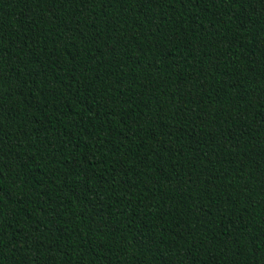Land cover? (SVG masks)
I'll list each match as a JSON object with an SVG mask.
<instances>
[{
	"label": "trees",
	"instance_id": "trees-1",
	"mask_svg": "<svg viewBox=\"0 0 264 264\" xmlns=\"http://www.w3.org/2000/svg\"><path fill=\"white\" fill-rule=\"evenodd\" d=\"M0 264H264V0H0Z\"/></svg>",
	"mask_w": 264,
	"mask_h": 264
}]
</instances>
